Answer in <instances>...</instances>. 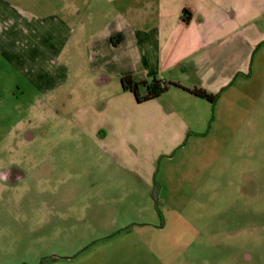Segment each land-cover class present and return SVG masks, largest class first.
<instances>
[{
    "label": "rangeland",
    "instance_id": "rangeland-1",
    "mask_svg": "<svg viewBox=\"0 0 264 264\" xmlns=\"http://www.w3.org/2000/svg\"><path fill=\"white\" fill-rule=\"evenodd\" d=\"M66 2L0 0V264H264V54L213 106L137 105L79 48L33 62L21 27L62 33Z\"/></svg>",
    "mask_w": 264,
    "mask_h": 264
},
{
    "label": "crops",
    "instance_id": "crops-1",
    "mask_svg": "<svg viewBox=\"0 0 264 264\" xmlns=\"http://www.w3.org/2000/svg\"><path fill=\"white\" fill-rule=\"evenodd\" d=\"M86 6V0L65 3L62 33L55 20L44 16L36 18L42 25L31 33L21 27L32 41L33 62L39 55L53 57L63 49L79 48L107 82L112 76L131 75L136 81L155 78L220 94L246 75L250 65L253 69V56L264 54V0H127L106 21L102 11L84 18ZM181 87L170 86L143 103L134 101L156 103L172 89L189 94ZM160 114L178 121V134L190 131L172 109Z\"/></svg>",
    "mask_w": 264,
    "mask_h": 264
},
{
    "label": "trees",
    "instance_id": "trees-1",
    "mask_svg": "<svg viewBox=\"0 0 264 264\" xmlns=\"http://www.w3.org/2000/svg\"><path fill=\"white\" fill-rule=\"evenodd\" d=\"M250 69H251V65L246 75L242 76L241 74H238L237 77L239 76L247 77L250 74ZM119 83L122 91L131 93L137 103H143L158 98L163 93H165L170 86L181 87L176 83L163 82L155 78H152L149 81H136L131 75L122 76L119 79ZM181 88L184 89L186 92H188L190 95L207 101L212 106L215 105L216 100L218 99V94H210L201 88H190V89L183 87ZM155 203L157 207L156 210L159 211L158 209L159 202L157 199H155ZM57 259L58 258L55 256L45 257L41 259V263H44L46 261L48 262L55 261Z\"/></svg>",
    "mask_w": 264,
    "mask_h": 264
},
{
    "label": "water",
    "instance_id": "water-1",
    "mask_svg": "<svg viewBox=\"0 0 264 264\" xmlns=\"http://www.w3.org/2000/svg\"><path fill=\"white\" fill-rule=\"evenodd\" d=\"M100 83L107 82L106 80H103L102 78L99 80Z\"/></svg>",
    "mask_w": 264,
    "mask_h": 264
}]
</instances>
